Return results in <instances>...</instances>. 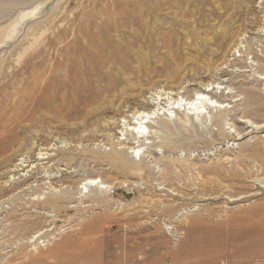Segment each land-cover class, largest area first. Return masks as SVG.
I'll return each instance as SVG.
<instances>
[{
    "label": "rangeland",
    "instance_id": "rangeland-1",
    "mask_svg": "<svg viewBox=\"0 0 264 264\" xmlns=\"http://www.w3.org/2000/svg\"><path fill=\"white\" fill-rule=\"evenodd\" d=\"M19 16L0 43L4 99L27 106L69 72L88 90L61 112L47 92L0 148V232L53 214L36 242L1 233L0 264H264V106L241 113L245 89L264 103V0H0L1 31ZM207 84L226 87L225 110L198 127L157 117L137 149L139 104Z\"/></svg>",
    "mask_w": 264,
    "mask_h": 264
},
{
    "label": "bare ground",
    "instance_id": "bare-ground-1",
    "mask_svg": "<svg viewBox=\"0 0 264 264\" xmlns=\"http://www.w3.org/2000/svg\"><path fill=\"white\" fill-rule=\"evenodd\" d=\"M24 2V1H23ZM91 4V3H90ZM241 4V3H240ZM16 5V4H15ZM14 5V6H15ZM14 8V7H13ZM22 9V8H21ZM34 10V9H33ZM8 11V10H7ZM90 12V11H89ZM29 13V12H28ZM93 13V12H91ZM77 14V13H76ZM81 14V13H80ZM23 15V14H22ZM83 15V14H82ZM86 15V14H85ZM91 15V14H90ZM88 17V14H87ZM106 17V16H105ZM22 18V16H19L17 19L15 18V20L13 22H11L8 26L5 27L7 28L5 31H1L0 30V43L3 42L4 39L9 38L12 33H13V29L14 27L17 25V23L19 22V20ZM73 19V18H72ZM78 19V18H77ZM95 19V18H94ZM80 20V19H79ZM107 20V18H106ZM75 21V20H74ZM83 22V21H82ZM264 22V19H263ZM86 23V22H84ZM93 23V22H92ZM78 24V23H77ZM86 25V24H85ZM84 26V24H83ZM99 26V25H98ZM1 28V27H0ZM78 28V27H77ZM4 29V28H3ZM84 29V28H83ZM90 29V28H89ZM76 30V29H75ZM101 30V28H100ZM79 31V30H78ZM75 34V33H74ZM89 52V51H88ZM87 52V53H88ZM23 55H21L20 57H22ZM93 62V61H92ZM61 63V62H60ZM63 64V63H62ZM98 65V64H97ZM1 66V63H0ZM94 66H96L94 64ZM100 66V65H99ZM83 67V66H82ZM86 69V66H84ZM83 67V68H84ZM97 68V67H95ZM88 70V69H86ZM90 70V68H89ZM47 72V71H46ZM45 73V71H44ZM73 73V74H72ZM76 74L77 72H69L66 73L65 75L60 76V82H57L56 84L51 85L50 87L48 86H43L41 88L38 89V95L34 96L33 98H31L30 100V104H28L27 106H17L14 107V105L12 106V104L10 102H7V99H4L3 97V93L5 92L6 88L8 87V83L5 82L3 84L0 85V130L4 129L3 132H6L3 134H0V148L5 149L6 147H9L12 143L15 142L16 140V133L19 132L18 130L16 131L17 127H19L21 123L25 122V121H29L33 118V111L34 110V105H47L50 104V101H48L47 99L44 98V95L47 92L52 93L53 92V97L51 102H57L58 106L55 104L56 108H59V111L61 109H64V111L66 110H70L74 105H75V101L78 99L84 100L85 101V96L83 94V92L86 90H88L86 87H83L82 89H80V87H75L74 84L78 81L76 80ZM262 74V75H261ZM260 74V77L256 78V81L260 80H264V75L263 73ZM51 75V74H50ZM90 75V74H89ZM92 76V75H91ZM39 77H42V75ZM54 76H51V78ZM78 77V76H77ZM24 79V78H23ZM13 80V79H12ZM18 80V79H17ZM22 80V79H21ZM39 80V79H38ZM99 80V79H98ZM44 81V80H43ZM41 81V82H43ZM52 81V80H50ZM58 81V80H57ZM94 81V80H93ZM54 82V81H53ZM85 82V81H84ZM19 83V82H18ZM90 83V82H89ZM191 83V82H190ZM10 84V83H9ZM47 84V83H46ZM45 84V85H46ZM80 84V82H79ZM15 85V84H14ZM84 85V84H83ZM90 85V84H89ZM95 85V84H94ZM12 88V87H11ZM210 88V90H209ZM86 89V90H85ZM94 89V88H93ZM225 90L226 87H222L220 85H216V84H207V86L203 89H200V91H197L192 97H188L183 95V93L181 92V94L179 95V93H177L174 97L173 96H168V95H153L152 97L150 96L149 99L146 100L145 103L139 104V106L137 107V109H135L132 113V115L128 117V126L129 129L127 127L126 129V133H128L137 143L138 147L137 149H140L142 146H144L146 143L149 142V139L154 138L155 134L153 132V130H151L150 126L153 122L154 119H156L157 117L162 119V123L164 125V127H168V128H173L176 126L179 127H183V125L185 124L186 121H191L192 124H194L196 127L200 126L198 122H202V120L204 118H206L208 116V114H210L211 112L217 113V112H221L222 111V107L224 108L223 110L226 109V107L228 105L224 104L223 102L218 103L219 101L213 99L214 95H216L217 93H223V92H219V90ZM61 90L63 91L62 96L59 95V92ZM7 91V90H6ZM12 91V90H11ZM245 99H244V108L241 111L242 116L243 117H247L250 115H255V113H257L259 110H261L264 106V103H262L259 99V95L257 96V92L253 89H245ZM84 92V93H85ZM97 92V91H96ZM99 92V91H98ZM229 92H227L228 94ZM86 94V93H85ZM47 95V94H46ZM51 95V94H50ZM88 96V95H87ZM195 96V97H194ZM88 100H86L87 102ZM134 101V100H133ZM78 103V102H77ZM80 103V102H79ZM88 103V102H87ZM16 105V104H15ZM53 105V104H52ZM111 105V104H110ZM45 107V106H44ZM51 107V106H50ZM54 107V106H53ZM53 107H51L52 109H54ZM104 107V106H103ZM17 108L18 109V113H11V111L13 109ZM49 108V107H48ZM261 108V109H260ZM51 109V110H52ZM57 110V109H56ZM62 111V110H61ZM60 111V112H61ZM218 115V114H217ZM257 116V115H255ZM127 120V119H126ZM4 121V122H3ZM239 121V120H238ZM6 123V124H5ZM191 124V125H192ZM185 126V125H184ZM186 127V126H185ZM262 127V126H261ZM189 128V127H188ZM192 129V128H191ZM259 129V128H258ZM180 132V131H179ZM184 132V129H183ZM2 135V136H1ZM230 135V134H229ZM123 143V142H122ZM126 145V144H125ZM124 145V146H125ZM141 146V147H140ZM174 148V147H173ZM166 149V148H165ZM169 150V149H166ZM118 157H123L125 158V153L124 152H118ZM109 155V154H108ZM112 155V154H111ZM138 155V153H137ZM137 155L133 156L132 155V159L131 162H135ZM109 157V156H108ZM111 157V156H110ZM113 157V155H112ZM127 157V156H126ZM107 158V156H106ZM114 158V157H113ZM134 158V159H133ZM108 159V158H107ZM141 159V156L138 155V161ZM112 160V159H111ZM130 160V159H129ZM126 161V160H125ZM124 161V162H125ZM113 162V160H112ZM114 161L112 163L115 164ZM122 163V162H120ZM119 164V163H118ZM127 164V163H126ZM111 165V164H110ZM116 165V164H115ZM123 165V164H122ZM132 165H135V163ZM181 166V165H180ZM145 170V169H144ZM123 172V171H122ZM127 174V173H126ZM91 176V175H90ZM131 176V175H129ZM166 178V177H165ZM169 178V177H168ZM172 182V181H171ZM84 187H90L93 188L96 191H100V193H103V182L100 179H97V177H86L83 179L82 181ZM122 183H120L121 185ZM117 185V184H116ZM122 188V187H121ZM163 188V187H162ZM88 189V188H87ZM117 189H119V187H117ZM65 193V192H64ZM97 193V192H96ZM105 193V192H104ZM88 194V193H87ZM86 194V195H87ZM99 194V193H98ZM97 196H100L98 195ZM65 195V194H64ZM52 196H54L52 194ZM70 195L68 194V197ZM88 196V195H87ZM87 196L85 197V199L87 200ZM90 196V194H89ZM93 196V195H92ZM102 196V195H101ZM35 197V196H34ZM32 198L30 199L31 203L33 204H40V200L39 197L36 198ZM67 197V194H66ZM83 197V195H82ZM95 195L94 198L91 197V201L93 199H95ZM45 198V197H44ZM52 198V197H51ZM84 198V197H83ZM90 200V197H88ZM97 198H101V197H97ZM50 199V198H49ZM56 199V198H55ZM51 200V199H50ZM53 200V199H52ZM58 200V198H57ZM73 200V198H72ZM88 200V201H89ZM69 202V201H67ZM71 202V201H70ZM90 202V201H89ZM101 202V201H100ZM43 203V202H42ZM57 204V203H56ZM47 205V204H46ZM55 205V204H54ZM20 206V205H19ZM49 206V205H48ZM65 206V205H63ZM93 206V205H92ZM91 206V207H92ZM29 206H24L22 208H28ZM56 207V206H54ZM50 210V209H49ZM57 210V209H56ZM60 211H68L67 207H63L62 209L58 210ZM53 212V211H52ZM58 212V215H59ZM48 213V212H47ZM53 215V214H52ZM52 215L50 214H45L42 213V215L36 216L33 220L30 221V225H27L28 222L23 221V222H18V224L14 226L12 225H8L7 228H5L1 233H7V235H15V236H23L27 239V242H36L35 240H33L34 235H36V233H38L39 229L41 228V225H45L44 220H47L46 218L51 217ZM57 216V215H56ZM13 217V216H11ZM55 217V216H54ZM53 217V218H54ZM58 217V216H57ZM61 219V218H60ZM36 220V221H35ZM17 221V220H16ZM29 221V220H28ZM17 223V222H16ZM40 227V228H39ZM39 228V229H37ZM33 230H36L35 232H33ZM33 234V235H32ZM22 238V237H21ZM24 239V238H23ZM58 242V241H57ZM56 246V245H55ZM61 246V245H60ZM59 247V246H58ZM32 248V250L36 249ZM53 248V247H52ZM57 248V247H56ZM58 249V248H57ZM37 250V249H36ZM59 250V249H58ZM39 250H37L38 252ZM41 251V250H40ZM39 251V252H40ZM54 251V250H53ZM60 251V250H59ZM32 252V251H31ZM44 252V251H43ZM27 254V253H26ZM34 254V253H32ZM30 257V256H29Z\"/></svg>",
    "mask_w": 264,
    "mask_h": 264
}]
</instances>
